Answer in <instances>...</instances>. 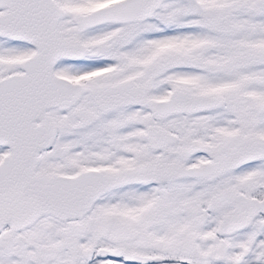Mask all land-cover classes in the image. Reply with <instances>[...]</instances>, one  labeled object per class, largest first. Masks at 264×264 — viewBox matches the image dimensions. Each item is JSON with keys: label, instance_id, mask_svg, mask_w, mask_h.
Wrapping results in <instances>:
<instances>
[{"label": "snow or ice", "instance_id": "1", "mask_svg": "<svg viewBox=\"0 0 264 264\" xmlns=\"http://www.w3.org/2000/svg\"><path fill=\"white\" fill-rule=\"evenodd\" d=\"M0 264H264V0H0Z\"/></svg>", "mask_w": 264, "mask_h": 264}]
</instances>
